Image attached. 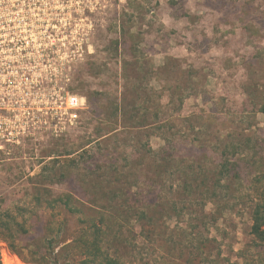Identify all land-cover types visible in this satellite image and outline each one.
Instances as JSON below:
<instances>
[{"label":"rangeland","instance_id":"rangeland-1","mask_svg":"<svg viewBox=\"0 0 264 264\" xmlns=\"http://www.w3.org/2000/svg\"><path fill=\"white\" fill-rule=\"evenodd\" d=\"M1 48L0 264H264V0H0Z\"/></svg>","mask_w":264,"mask_h":264},{"label":"trees","instance_id":"trees-1","mask_svg":"<svg viewBox=\"0 0 264 264\" xmlns=\"http://www.w3.org/2000/svg\"><path fill=\"white\" fill-rule=\"evenodd\" d=\"M263 177H264V173H263ZM37 200L41 201L42 198L37 197ZM56 200L59 203H61L62 205H64V207H66L70 211L77 212V211H80V209H81L76 204L75 197L69 192H66V193L58 196V198H56ZM46 206L49 208L50 207L54 208L56 206V203H54L52 201H48L46 203ZM17 225H19L21 227L20 229H22V231H25V228L22 224H17ZM19 231H21V230H19ZM251 232L257 239L264 241V202H262L260 200L255 202V204L253 206ZM92 246L95 247V251H96V249H98V251L101 250V244L99 245L98 242L92 243ZM89 252H91V250H89ZM55 264H58V262H56ZM105 264H122V263L118 259L105 258Z\"/></svg>","mask_w":264,"mask_h":264},{"label":"built area","instance_id":"built-area-1","mask_svg":"<svg viewBox=\"0 0 264 264\" xmlns=\"http://www.w3.org/2000/svg\"><path fill=\"white\" fill-rule=\"evenodd\" d=\"M6 54L7 53H6L5 48H1L0 49V70L3 72L8 70V68H9V60H8ZM6 98L8 99L9 96L3 90H0V99L5 100ZM73 99H75V98H73ZM72 103H74V100H72Z\"/></svg>","mask_w":264,"mask_h":264}]
</instances>
